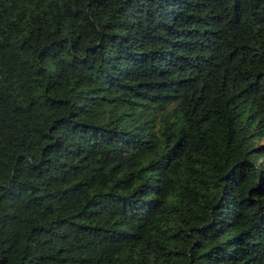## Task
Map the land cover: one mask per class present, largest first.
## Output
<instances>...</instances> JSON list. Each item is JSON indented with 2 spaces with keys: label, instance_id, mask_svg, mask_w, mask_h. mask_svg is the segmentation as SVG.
<instances>
[{
  "label": "trees",
  "instance_id": "obj_1",
  "mask_svg": "<svg viewBox=\"0 0 264 264\" xmlns=\"http://www.w3.org/2000/svg\"><path fill=\"white\" fill-rule=\"evenodd\" d=\"M0 264H264V0H0Z\"/></svg>",
  "mask_w": 264,
  "mask_h": 264
}]
</instances>
